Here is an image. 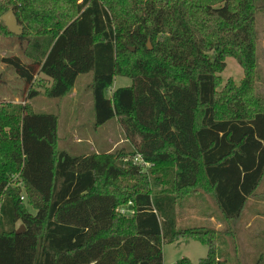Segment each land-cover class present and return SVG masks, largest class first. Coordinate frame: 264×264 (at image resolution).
Here are the masks:
<instances>
[{
  "label": "trees",
  "instance_id": "1",
  "mask_svg": "<svg viewBox=\"0 0 264 264\" xmlns=\"http://www.w3.org/2000/svg\"><path fill=\"white\" fill-rule=\"evenodd\" d=\"M259 1H0V36L14 35L1 19L12 9L25 41L22 56L0 60L32 104L0 105V264H163L162 243L179 238L207 246L198 264H227L218 237L234 232L264 178ZM228 56L244 76L221 86ZM39 73L50 79L43 93ZM83 73L93 128L117 119L128 150L66 146L59 112L33 105L57 106ZM116 75L131 84L107 95ZM201 192L221 228H178L177 207Z\"/></svg>",
  "mask_w": 264,
  "mask_h": 264
},
{
  "label": "rangeland",
  "instance_id": "2",
  "mask_svg": "<svg viewBox=\"0 0 264 264\" xmlns=\"http://www.w3.org/2000/svg\"><path fill=\"white\" fill-rule=\"evenodd\" d=\"M4 1V0H0ZM259 3L264 5V0ZM257 27L259 29V41L256 50L258 76L255 80L256 90L264 97V13L256 14ZM150 44V41L148 42ZM25 41H21L14 35L0 36V59L7 55L22 56V49ZM151 46V45H150ZM244 72L236 59L228 56L225 59V68L220 73L221 86L229 79L235 83L243 78ZM90 77L89 73L79 74L76 82L66 95L60 98L55 106L56 99L38 97L33 103L39 111L59 112L58 134L59 140L69 147L74 146L80 152L92 153L101 151H115L120 149L128 150L129 141L122 125L117 119L110 120L102 127L93 128V114L91 112L90 88L83 81ZM50 79L39 73L34 80L33 88L43 93L45 87L49 86ZM131 84V78L127 76H114L112 85L107 92L120 86ZM23 82L17 76L13 68L0 60V105L6 103L30 104V100L22 95ZM6 129V128H5ZM109 149L108 148L109 146ZM16 177H13L15 180ZM24 200V195L20 196ZM123 207V206H122ZM30 210L31 208L28 207ZM216 209L213 199L206 192H201L200 196H190L182 200L177 207L179 227L206 225L219 227V220L212 213ZM202 213L211 215L202 217ZM213 217V218H210ZM19 222H16L18 225ZM230 228L234 232L224 233V237H218L221 247L219 252L226 256L227 264H255L260 255V263L264 264V178L262 179L257 193L247 201V206L243 210V216L235 221ZM224 228V227H222ZM225 229V228H224ZM222 230V229H221ZM207 254V246L199 241L179 238L171 243H162L163 264H175L176 260L186 256L191 264H198L201 257Z\"/></svg>",
  "mask_w": 264,
  "mask_h": 264
},
{
  "label": "water",
  "instance_id": "3",
  "mask_svg": "<svg viewBox=\"0 0 264 264\" xmlns=\"http://www.w3.org/2000/svg\"><path fill=\"white\" fill-rule=\"evenodd\" d=\"M1 19L9 32L13 33L16 36H19L22 34V31H23L22 26L18 23V20L12 9H9L5 13H3L1 15ZM148 47L150 48L149 43H148ZM131 50H134V48L131 47ZM21 231H23V225H21L16 230L17 233Z\"/></svg>",
  "mask_w": 264,
  "mask_h": 264
},
{
  "label": "crops",
  "instance_id": "4",
  "mask_svg": "<svg viewBox=\"0 0 264 264\" xmlns=\"http://www.w3.org/2000/svg\"><path fill=\"white\" fill-rule=\"evenodd\" d=\"M78 77V76H77ZM89 80H90V77H87L86 78V83L85 84H87L89 87L91 86V84L89 83ZM73 89V88H72ZM210 218H213V217H210ZM214 219V218H213ZM219 225H220V223H219Z\"/></svg>",
  "mask_w": 264,
  "mask_h": 264
}]
</instances>
